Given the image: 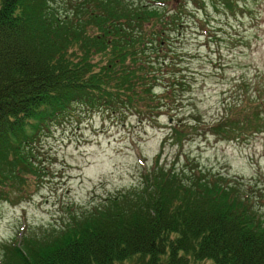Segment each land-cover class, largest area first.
Returning a JSON list of instances; mask_svg holds the SVG:
<instances>
[{"label": "trees", "instance_id": "trees-1", "mask_svg": "<svg viewBox=\"0 0 264 264\" xmlns=\"http://www.w3.org/2000/svg\"><path fill=\"white\" fill-rule=\"evenodd\" d=\"M155 1L77 0L60 14L52 0H0V202L43 183L37 143L75 104L152 122L168 111L163 143L177 147L203 131L264 133V77L236 82L214 120L172 114L189 82L159 51L180 13ZM162 154L137 186L0 242V264H264L262 190Z\"/></svg>", "mask_w": 264, "mask_h": 264}, {"label": "rangeland", "instance_id": "rangeland-1", "mask_svg": "<svg viewBox=\"0 0 264 264\" xmlns=\"http://www.w3.org/2000/svg\"><path fill=\"white\" fill-rule=\"evenodd\" d=\"M68 1L51 4L64 14L73 10L77 0ZM223 2H158L168 12L180 13L159 52L166 53L168 62H176L175 70L189 82L187 91L178 92L180 101L172 111L183 121L193 115L205 122L214 120L223 100L230 101L237 92L236 82L264 77V0H232L230 7ZM168 113L152 122L125 108L111 112L73 105L37 143L47 174L43 183L31 186L23 201L0 202V242L59 224L71 209L80 212L109 193L137 186L141 171L160 150L167 161L177 155L184 158L185 153L202 169L244 185L251 183L264 193V133L227 141L203 131L189 135L180 147L165 145Z\"/></svg>", "mask_w": 264, "mask_h": 264}]
</instances>
